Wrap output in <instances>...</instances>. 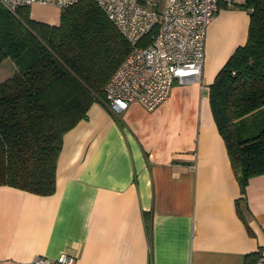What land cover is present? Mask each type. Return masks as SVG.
Segmentation results:
<instances>
[{"label": "crops", "instance_id": "0c3cea01", "mask_svg": "<svg viewBox=\"0 0 264 264\" xmlns=\"http://www.w3.org/2000/svg\"><path fill=\"white\" fill-rule=\"evenodd\" d=\"M242 3H220L208 24L200 80L175 82L152 110L134 101L114 114L106 99L90 104L63 134L53 193L0 185V264L61 253L77 264L264 257V174L241 192L208 99L217 72L247 39ZM29 9L32 19L59 23L54 5Z\"/></svg>", "mask_w": 264, "mask_h": 264}, {"label": "trees", "instance_id": "16d2710c", "mask_svg": "<svg viewBox=\"0 0 264 264\" xmlns=\"http://www.w3.org/2000/svg\"><path fill=\"white\" fill-rule=\"evenodd\" d=\"M242 6L247 39L217 72L208 99L244 192L251 177L264 174V0ZM129 50L94 0L60 11L57 25L32 19L29 7L11 12L0 5V63L9 58L16 67L0 81V185L53 193L64 132L93 101L106 99L105 84ZM258 258L248 253L244 264Z\"/></svg>", "mask_w": 264, "mask_h": 264}, {"label": "built area", "instance_id": "2783aa9c", "mask_svg": "<svg viewBox=\"0 0 264 264\" xmlns=\"http://www.w3.org/2000/svg\"><path fill=\"white\" fill-rule=\"evenodd\" d=\"M78 0H0L11 12L34 4L54 5L60 11ZM130 44V50L110 76L104 90L110 110L120 113L131 102L147 110L164 101L172 85L200 80L206 28L220 3L233 0H161L162 6L139 0H94ZM158 26L155 34L142 43ZM21 264H77L74 256L37 255ZM255 264H264V257Z\"/></svg>", "mask_w": 264, "mask_h": 264}, {"label": "rangeland", "instance_id": "374dc122", "mask_svg": "<svg viewBox=\"0 0 264 264\" xmlns=\"http://www.w3.org/2000/svg\"><path fill=\"white\" fill-rule=\"evenodd\" d=\"M159 2V6H162L161 0H154V2ZM32 7V6H31ZM16 70L15 65L13 64L12 60L9 58L4 59L0 63V81L5 79L6 77L10 76Z\"/></svg>", "mask_w": 264, "mask_h": 264}]
</instances>
